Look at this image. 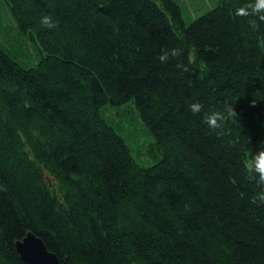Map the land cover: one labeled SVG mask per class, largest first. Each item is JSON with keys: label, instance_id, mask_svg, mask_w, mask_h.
<instances>
[{"label": "trees", "instance_id": "1", "mask_svg": "<svg viewBox=\"0 0 264 264\" xmlns=\"http://www.w3.org/2000/svg\"><path fill=\"white\" fill-rule=\"evenodd\" d=\"M249 2L0 0V264H26L28 232L61 264H264L245 167L264 147V22L235 15ZM130 105L146 149L109 114ZM226 106L238 117L217 135L202 119Z\"/></svg>", "mask_w": 264, "mask_h": 264}, {"label": "clouds", "instance_id": "2", "mask_svg": "<svg viewBox=\"0 0 264 264\" xmlns=\"http://www.w3.org/2000/svg\"><path fill=\"white\" fill-rule=\"evenodd\" d=\"M235 15L239 17H256L260 22H264V0H250L244 6L238 7L235 9ZM40 23L47 28H55L58 26V21H53L51 16L44 15L41 17ZM252 29L258 30L259 24L256 19L248 21ZM182 55V49L180 48H162L160 55L157 59L161 63H167L170 58H176ZM192 57H189V63H192ZM176 67L181 69L184 72L190 71L188 65L183 63H177ZM203 104L196 102L189 105V110L193 115L201 113L203 109ZM238 117L237 112L231 106H226L223 111L218 109H212L203 116L202 123H204L212 132H215L217 135H221L220 132L216 130L221 129L224 126V123L229 119H234ZM246 169L249 173L252 174V178L256 181V186L261 189L257 198L254 199V203L258 199L260 202H264V147H261L256 151L251 159L248 160L245 164Z\"/></svg>", "mask_w": 264, "mask_h": 264}, {"label": "rangeland", "instance_id": "3", "mask_svg": "<svg viewBox=\"0 0 264 264\" xmlns=\"http://www.w3.org/2000/svg\"><path fill=\"white\" fill-rule=\"evenodd\" d=\"M217 1L218 0H186L187 5L190 8H197L196 14L198 16L209 10L217 3ZM126 109L129 111H126ZM109 114L114 116L116 120H118V122L123 125L125 133L135 149L140 147L146 149L150 142L154 140V137L150 135L148 130L141 122L140 117L133 106L130 105L128 108L125 106H120L117 109L110 108ZM153 161L154 160L147 161L146 159V161L143 163L148 165L149 162Z\"/></svg>", "mask_w": 264, "mask_h": 264}, {"label": "water", "instance_id": "4", "mask_svg": "<svg viewBox=\"0 0 264 264\" xmlns=\"http://www.w3.org/2000/svg\"><path fill=\"white\" fill-rule=\"evenodd\" d=\"M15 247L26 264H61L56 253L50 251L45 242L33 232L17 240Z\"/></svg>", "mask_w": 264, "mask_h": 264}]
</instances>
